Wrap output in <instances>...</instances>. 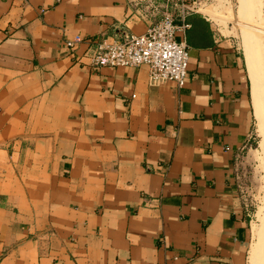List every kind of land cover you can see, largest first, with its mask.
Returning a JSON list of instances; mask_svg holds the SVG:
<instances>
[{"label": "crops", "instance_id": "0c3cea01", "mask_svg": "<svg viewBox=\"0 0 264 264\" xmlns=\"http://www.w3.org/2000/svg\"><path fill=\"white\" fill-rule=\"evenodd\" d=\"M232 1L227 27L188 15L179 88L90 64L157 20L139 0H0V264H250L262 136Z\"/></svg>", "mask_w": 264, "mask_h": 264}, {"label": "built area", "instance_id": "2783aa9c", "mask_svg": "<svg viewBox=\"0 0 264 264\" xmlns=\"http://www.w3.org/2000/svg\"><path fill=\"white\" fill-rule=\"evenodd\" d=\"M141 15L157 20L141 34L126 35L123 39H104L97 42L89 55L90 64L97 67L138 66L147 64L152 84L172 81L183 87L189 75L190 53L185 41L177 34L190 24L187 17L201 12L213 23L217 19L206 12L213 5L233 3L232 0H139ZM234 4V3H233ZM73 46V42H68Z\"/></svg>", "mask_w": 264, "mask_h": 264}, {"label": "bare ground", "instance_id": "6f19581e", "mask_svg": "<svg viewBox=\"0 0 264 264\" xmlns=\"http://www.w3.org/2000/svg\"><path fill=\"white\" fill-rule=\"evenodd\" d=\"M240 1H241V10L244 11L243 16L248 19L253 16L254 19V15L256 17L257 15L256 13L260 8L261 1L260 0H240ZM229 5L231 6V9H234L236 11V8L233 3ZM214 8L215 7L213 5L207 8L206 12H209L210 14L214 15L215 13ZM252 20L250 21L254 23L253 21L255 20L253 21ZM251 28L252 27L250 25H247V29L250 33L251 39H249L250 41L247 42V44L244 46H245L247 67H248V72L252 86L254 108L259 124L260 134L262 136V142L260 145V149L257 151L258 152L257 155L264 171V32L262 29H259L256 25L252 29ZM262 180H263L262 206L260 207L257 213L259 224L253 227V231L258 237L260 236V234L262 235L260 236L258 241L253 244L251 248L250 264H264V230L262 231V233H260L262 226L264 227V172L262 174Z\"/></svg>", "mask_w": 264, "mask_h": 264}, {"label": "rangeland", "instance_id": "374dc122", "mask_svg": "<svg viewBox=\"0 0 264 264\" xmlns=\"http://www.w3.org/2000/svg\"><path fill=\"white\" fill-rule=\"evenodd\" d=\"M238 5V4H237ZM214 18H216L217 20H219L221 17L219 16V13L223 14V9L224 7L220 5H214ZM230 7V6H229ZM217 9V11H216ZM222 9V12H219ZM241 20H243V24H245V27H243V29H241V32L243 33V40L249 42L251 39L250 33L247 29V25H250L252 28L254 27V23H252L249 20H246L245 18H241ZM219 22L221 24H223L224 26L227 27L228 25V21H224L225 24L219 20ZM251 28V29H252ZM236 34L240 41H241V37L239 36V34L237 33H233ZM241 35V33H240ZM245 36V37H244ZM246 38V39H245ZM259 146L260 144H256L254 146V151L253 153L250 154V157L252 158V161H247L246 166L244 167V175H243V182H244V186H245V193L247 198L249 199V203H250V208L252 209V213H253V223H252V235H253V241L252 244H254L255 242L258 241V239L260 238V236L262 234H260V236L258 237L254 231H253V227L257 224H259V219L257 217V213L260 209V207L262 206V195H263V180H262V174H263V168L261 166V162L258 159V150H259ZM261 178V179H260ZM264 230V227L262 226L260 233H262V231ZM253 246V245H251Z\"/></svg>", "mask_w": 264, "mask_h": 264}]
</instances>
